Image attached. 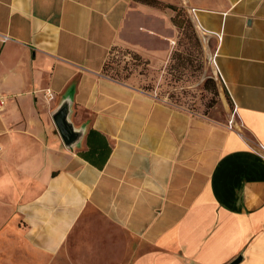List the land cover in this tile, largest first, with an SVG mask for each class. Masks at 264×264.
Wrapping results in <instances>:
<instances>
[{
    "label": "crops",
    "instance_id": "obj_1",
    "mask_svg": "<svg viewBox=\"0 0 264 264\" xmlns=\"http://www.w3.org/2000/svg\"><path fill=\"white\" fill-rule=\"evenodd\" d=\"M161 1L209 48L232 128L104 74L114 45L164 67L172 9L0 0V264H264V0Z\"/></svg>",
    "mask_w": 264,
    "mask_h": 264
},
{
    "label": "rangeland",
    "instance_id": "obj_2",
    "mask_svg": "<svg viewBox=\"0 0 264 264\" xmlns=\"http://www.w3.org/2000/svg\"><path fill=\"white\" fill-rule=\"evenodd\" d=\"M185 13L197 37L186 10ZM176 30L172 51H178V61L169 57L164 67H147L141 72L140 67H135L128 77H136L141 86L148 85L152 91L176 104L228 122L233 113V103L223 91L224 83L212 66L211 53L209 57L206 55L209 52L207 45L204 44L203 48L198 37L197 42L189 39L184 28L176 27ZM112 55L120 65L128 62L124 60L123 51H114ZM182 58H186L185 61ZM214 87L217 92H214Z\"/></svg>",
    "mask_w": 264,
    "mask_h": 264
},
{
    "label": "trees",
    "instance_id": "obj_3",
    "mask_svg": "<svg viewBox=\"0 0 264 264\" xmlns=\"http://www.w3.org/2000/svg\"><path fill=\"white\" fill-rule=\"evenodd\" d=\"M143 3H147L150 5H154V6H158V7H168L170 9H172L174 11V15L172 16L171 20L173 22V24L177 27V28H184L185 30V36H187L189 39L194 40L195 42H197V37L195 35L194 30L192 29V25L191 22L189 20V18L186 16L185 10L183 7L178 6V5H174V4H168V3H164L161 0H137ZM123 51L124 54H128L130 56V61L127 63H124L123 65H120L118 61H116V59L113 57V53L114 51ZM170 58H176V60L178 61V51H172L170 54ZM184 61L186 58H182ZM140 67L139 68V72L147 69V61L145 59H143L138 53H136L135 51L126 49V48H121L118 47L116 45L110 47L108 55L106 57V59L103 62L102 65V70L104 72V74L116 79V80H120V81H124L129 75L130 73L133 71L134 68ZM142 87L144 89H148V90H152L151 87H149L148 85H142ZM214 92H217L216 88L214 87ZM90 130L89 133L91 134ZM89 133L87 136V142L88 145L90 143L89 140Z\"/></svg>",
    "mask_w": 264,
    "mask_h": 264
},
{
    "label": "water",
    "instance_id": "obj_4",
    "mask_svg": "<svg viewBox=\"0 0 264 264\" xmlns=\"http://www.w3.org/2000/svg\"><path fill=\"white\" fill-rule=\"evenodd\" d=\"M202 43L203 42L201 40V44ZM54 122H55L64 142L70 143L75 139L76 134H74V132L72 131L71 125L66 120V108L65 107H61V108H59L58 111L55 112ZM240 260H241V257L238 256L235 259H233L229 264H238V262Z\"/></svg>",
    "mask_w": 264,
    "mask_h": 264
},
{
    "label": "built area",
    "instance_id": "obj_5",
    "mask_svg": "<svg viewBox=\"0 0 264 264\" xmlns=\"http://www.w3.org/2000/svg\"><path fill=\"white\" fill-rule=\"evenodd\" d=\"M124 60L126 61H130V56L128 54H125L124 55ZM46 94L48 96V98L52 99L53 96H52V93L50 92L49 89H46ZM7 97L3 94L0 93V112H2L6 106V103H7ZM235 106H233V113L231 115V117L228 119V122H227V126L229 128H232L234 125H233V120H234V112H235Z\"/></svg>",
    "mask_w": 264,
    "mask_h": 264
},
{
    "label": "bare ground",
    "instance_id": "obj_6",
    "mask_svg": "<svg viewBox=\"0 0 264 264\" xmlns=\"http://www.w3.org/2000/svg\"><path fill=\"white\" fill-rule=\"evenodd\" d=\"M210 60H211V63H212V65H213L214 70H216V69H215V66H214L213 58L211 57Z\"/></svg>",
    "mask_w": 264,
    "mask_h": 264
}]
</instances>
